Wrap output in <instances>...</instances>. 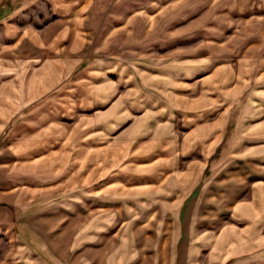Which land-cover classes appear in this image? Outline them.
Listing matches in <instances>:
<instances>
[{"label":"crops","instance_id":"1","mask_svg":"<svg viewBox=\"0 0 264 264\" xmlns=\"http://www.w3.org/2000/svg\"><path fill=\"white\" fill-rule=\"evenodd\" d=\"M171 3L0 0V264L142 263L136 240L123 238L131 216L115 217L125 209L138 213L152 196L139 189L122 199V192L93 189L92 182L104 184L105 170L90 169L74 184L67 166L74 154L82 167L98 164L116 149L101 144L132 119L113 141H138L144 132L157 141L159 119L166 136L187 127L193 135L223 132L217 121L200 124L224 105L226 151L257 173L244 176L250 185L232 205V222L211 228L208 258L184 264H264V58L140 60L132 46L153 35L159 16L162 23L170 17L164 13ZM137 5L143 7L131 8ZM239 8L251 10L249 20L264 18V0H239ZM137 111L152 118L147 126L137 123ZM78 116L86 123L84 143L74 140ZM160 197L148 212L162 211L168 196Z\"/></svg>","mask_w":264,"mask_h":264},{"label":"rangeland","instance_id":"2","mask_svg":"<svg viewBox=\"0 0 264 264\" xmlns=\"http://www.w3.org/2000/svg\"><path fill=\"white\" fill-rule=\"evenodd\" d=\"M171 1H175L171 3L174 6L164 13V16L170 17L162 23L164 17L159 16L154 21L153 35L147 37L148 39L138 38L136 46H132L139 53L136 56L140 60L148 56L153 61H160L162 58L171 61L178 55L181 58L196 56L235 64L240 61L247 62L249 58H264V18L249 20L251 16L248 13L251 10L242 11L239 0ZM141 7L143 5L131 8ZM32 8L27 7L26 10ZM261 14L264 12L261 11ZM19 17L17 14L13 19L19 22ZM128 48L131 47L127 46L126 49ZM135 114L137 123L142 122L144 127L152 119L144 117V111H137ZM222 114H225V105L211 110L200 126L209 122L212 125L217 121L223 132L193 135L189 134L192 127L178 132L176 119H171L167 123L170 129H176L177 132L175 135L168 134L171 140L165 141L166 134L162 131L161 124H158L162 119H159L155 127L160 133L154 136L162 134L163 137L157 141L151 140V135L145 132L138 141H113L119 128L131 124L134 119L125 121L101 144L104 148L116 149L106 150V157L102 160L99 156L101 159L98 164L90 162L92 164L89 166L82 167L77 163L81 155L74 154L72 164L67 166L66 175L76 178L74 184H78L81 174L85 175L90 169H96L100 173L105 170L104 184L103 181L92 182V186H95L93 189L106 188L122 192V199H128L131 194L124 192L139 189L152 196L150 203L147 198L138 204L141 206L138 213L125 209L118 214L120 216L115 217V221H125L131 216L130 226L124 230L128 232V236L123 238L136 240L138 259L143 260L138 264H184L185 259H194L195 256L207 259L211 228L215 229L217 226L220 229L229 221L232 222L231 216L229 217L232 205L243 196V192L250 185L244 176L257 172H252L243 164L241 155L234 152L232 156L228 155L226 144L230 141V134L224 129L227 123L226 118L220 117ZM82 121L84 120L81 116L73 119V125L79 128L75 133V143L88 141L87 133L82 130L86 123ZM195 140L199 141L198 144ZM90 158L93 160L96 155ZM113 158L115 162L112 164ZM104 161L105 168L102 165ZM118 174L120 176L112 177ZM163 193L168 196V202L162 211L148 212L151 206L157 209ZM145 220L147 224L142 225L141 221ZM135 224H138V230L133 229ZM130 242L131 240L125 241L127 245ZM219 248L222 249L221 246Z\"/></svg>","mask_w":264,"mask_h":264}]
</instances>
